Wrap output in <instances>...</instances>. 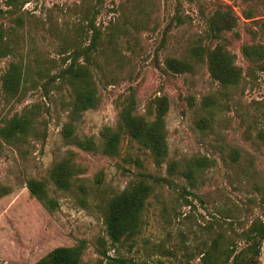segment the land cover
Returning a JSON list of instances; mask_svg holds the SVG:
<instances>
[{"label":"rangeland","instance_id":"374dc122","mask_svg":"<svg viewBox=\"0 0 264 264\" xmlns=\"http://www.w3.org/2000/svg\"><path fill=\"white\" fill-rule=\"evenodd\" d=\"M216 5L230 8L237 18L224 44L242 78L227 88L210 78L203 62L180 74L165 66L167 58L183 60L192 47L209 44L206 18ZM86 8L99 32L91 67L99 104L78 118L67 140L63 128L70 91L53 77L74 49L92 42L93 31L80 22ZM248 8L254 11L251 19L244 17ZM263 18L259 0H0V128L36 106L40 132L17 144L0 138V264H36L52 249L80 242L81 264L103 259L104 252L138 264H200L201 252L219 232L238 250V234L256 217L264 218V143L259 138L264 133V61L250 62L241 51L243 45L264 46V35L250 33ZM135 20L137 28L130 24ZM114 24L119 30L111 41ZM12 64L23 67L26 82L16 96L5 92L2 81ZM130 93L143 117L154 98L168 99L169 154L160 166L127 136L112 157L74 144L89 138L100 147L101 130L116 128L120 104ZM65 157L76 164L75 186L85 185L87 195L76 187L58 190L50 181L54 161ZM203 158L207 163L194 186L181 173L167 174L171 161L185 165ZM142 174L172 183L152 184L139 235L112 244L103 200ZM31 179L46 183L55 205L30 195ZM259 264H264V243Z\"/></svg>","mask_w":264,"mask_h":264},{"label":"trees","instance_id":"16d2710c","mask_svg":"<svg viewBox=\"0 0 264 264\" xmlns=\"http://www.w3.org/2000/svg\"><path fill=\"white\" fill-rule=\"evenodd\" d=\"M15 1V0H11ZM250 0H244L249 2ZM264 3V0H259ZM9 4V2H7ZM24 3V1L22 2ZM10 5V4H9ZM253 10L248 8L244 12L246 19L253 18ZM177 23L180 18L176 17ZM80 22L87 23V28L93 31L92 42L89 46L74 49L69 57L65 59V66L53 77V81H59L61 85L67 86L70 91L69 121L63 128L64 137L72 138L74 123L87 110L94 109L99 104L97 88L92 73L93 54L96 51L95 42L99 39V32L95 26V15L86 8L81 15ZM138 22H130L137 28ZM237 24V18L230 8L216 5L206 18V36L209 44L197 45L190 49L187 58L181 60L167 58L165 66L174 73L190 72L193 63L203 62L212 80L218 82L222 87L236 86L242 78V69L236 65L235 57L226 48L224 34L232 31ZM257 30H252V36L258 33L264 35V18L255 22ZM116 30L118 24H114L110 39L117 38ZM213 43L211 45V43ZM243 56L250 62L263 63L264 46L259 43L242 46ZM68 61V63H67ZM263 67V64H261ZM42 71V70H40ZM3 88L10 96L18 95L25 86L23 67L12 64L2 76ZM32 83V82H31ZM169 107L165 96L154 98L147 105L146 117L136 113V101L130 93L120 104L118 122L115 129L104 127L100 132L101 146L98 147L93 139H76L74 144L83 151L98 152L106 156H115L123 136L137 143L140 149L149 152L156 166H160L168 156V144L165 128V116ZM38 110L36 106L24 110L22 113L9 118L0 128V138L9 144L25 142L30 136L39 137L40 132L36 127ZM264 143V133L259 135ZM207 163L203 159H190L185 165L178 161L167 164L168 175L181 173L190 186H194L195 176ZM79 170L71 158L65 157L54 161L49 170V179L58 190L79 191L81 196L87 195L88 188L83 184L75 186V177ZM172 183L167 178L154 177L150 174H142L141 178L133 181L122 192L103 200L102 217L106 234L112 244H120L130 241L139 232L143 225L146 201L149 197L152 184ZM30 195L36 200L52 207L54 199L49 198L47 185L41 180L31 179L27 182ZM238 237L242 246L237 250L235 246L226 244V237L219 232L216 237L201 252L200 264H259L261 246L264 243V218L256 217L248 227L242 230ZM84 250V242L72 247H58L52 249L36 264H81ZM91 264H138L124 257L107 256Z\"/></svg>","mask_w":264,"mask_h":264}]
</instances>
